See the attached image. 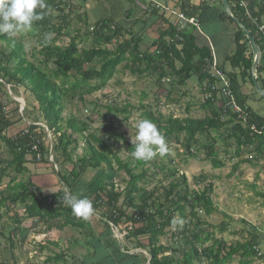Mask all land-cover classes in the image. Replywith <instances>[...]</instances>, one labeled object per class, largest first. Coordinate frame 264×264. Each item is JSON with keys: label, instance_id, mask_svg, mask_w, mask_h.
I'll use <instances>...</instances> for the list:
<instances>
[{"label": "trees", "instance_id": "1", "mask_svg": "<svg viewBox=\"0 0 264 264\" xmlns=\"http://www.w3.org/2000/svg\"><path fill=\"white\" fill-rule=\"evenodd\" d=\"M78 1L81 4L87 0ZM249 1L253 15L263 18L264 0ZM61 2L62 0H46L50 11L45 10L43 19L35 21L29 31L37 36L40 45L38 52L42 58L37 59V62L27 59L22 35L17 38L0 34V41L4 44L0 48V94L7 96V84L14 94L18 87H22L36 101L41 114V118L28 120L24 127L27 132L22 129L8 137L5 131L22 118L29 119L31 111L26 104L22 113H19V104L12 98L15 106L14 114L11 115L0 100V139L9 152L8 158L0 157V180L8 175L9 170L14 173L5 188L0 190V223L4 216L2 207H5L8 214L12 211L9 217L14 221V228L8 236L10 245L13 246V242L17 240L19 244L26 240L31 229L20 227L21 220L26 216L43 223L48 229L79 228L85 240L79 242L85 250L80 259L81 264H146L148 255L149 264H226L235 256L242 259V264H249L256 255L253 246L259 242L255 229L249 232V237L243 242L228 243L215 234V229L224 232L227 224L223 221L217 225L211 224L199 214L202 212L203 216H209L216 210L211 198L212 183L209 182L198 190L191 189L186 176L178 168L171 167L165 174V179L171 178L167 185L151 189L143 185L147 181L146 164H154L159 155L151 161H137L131 155L134 145L126 141L122 134L115 133L113 116L115 113H127L130 107L128 104L123 107L103 104L105 113L102 123L90 132L91 124L97 120L96 108L84 120L73 115L66 118L62 116L65 98L68 100L78 94L82 100L81 91L103 89L121 64L139 76L157 75L158 85L163 84L162 79L167 75L176 78L172 87L174 84L184 85L195 76L201 92L204 95L210 93L202 103V107L209 111L208 115L201 118L174 117L171 114L155 115L148 111L146 119L157 126L168 146L170 143L177 144L189 157L197 158L200 149H205V159L210 161L213 168L225 165L224 160L218 158L217 137L227 145L234 146V154L230 158H238L250 152H255L260 157L264 151V113L256 112L246 104L248 95L243 94L240 88L242 80L252 83L253 51L243 30L235 25L234 49L226 60L232 71H225L220 64L219 67L228 77L235 99L246 113L244 121L230 109L223 108V99L218 96V91L210 89L216 80L208 70L211 50L207 42L199 41L200 34L193 24L186 23L183 27L173 25L163 14H158L157 8L150 7L151 13L163 20L164 26L159 29L152 44L141 50L140 38L112 17L103 16L94 22L86 21L85 32L77 30L70 35L66 29L73 17L71 13L76 11L65 13L59 8L58 4ZM144 3L145 9H148L150 4L146 1ZM228 3L233 16L252 33L261 49V41L242 10L233 0H228ZM177 5L187 17L198 18L203 32L207 30L205 23L211 14L219 20L234 23L223 10L221 0L217 3L200 0L197 5L191 4L189 0H178ZM56 10L59 14L54 15ZM77 17L79 20H86L84 15L78 14ZM112 23L115 24L114 29L110 28ZM89 24L95 26L93 31L88 30ZM52 32L55 35L51 36ZM59 36H69L67 44L60 46L57 43ZM87 40H90L89 46L79 48L80 43ZM92 63L97 67L88 66ZM263 68L260 62L256 74ZM259 79L256 77L264 90V81ZM93 80L95 81L92 83ZM170 95L171 91L168 90L166 97L169 98ZM95 106L101 104L96 102ZM39 121L45 127L35 124ZM252 125L255 130L251 129ZM46 129L51 135V141H48ZM107 132L124 141L128 153L125 158H121L104 138L103 134ZM203 137L206 139L204 142ZM79 138L85 144L84 154L73 157ZM35 140L39 141L40 160H36L30 151V143ZM50 147L53 163L57 166L61 155L62 162L70 163L71 168L66 171L58 168L62 187L51 194L42 195L40 189L30 182L17 181V175L27 171V155L34 162L48 163ZM159 168L165 169L163 165ZM88 169H94L95 174L84 182L82 177ZM119 170L127 176L123 187L115 183ZM65 192L91 200L95 213L102 210L99 218L101 231L97 232L89 220L73 215L71 208L64 202ZM17 205L24 209L25 216L15 210ZM176 215L179 216L178 220H175ZM111 224L120 233L125 231L122 235L123 249L114 236ZM161 237H166L168 241L161 242ZM49 244L56 245V242L40 243L39 249L45 250ZM137 248L144 249L148 255L143 252L128 253ZM64 258L65 254L59 252L48 256L47 261L57 263ZM14 261L12 264H16ZM0 264L11 263L9 260H2Z\"/></svg>", "mask_w": 264, "mask_h": 264}, {"label": "rangeland", "instance_id": "2", "mask_svg": "<svg viewBox=\"0 0 264 264\" xmlns=\"http://www.w3.org/2000/svg\"><path fill=\"white\" fill-rule=\"evenodd\" d=\"M211 1L212 0H210V2ZM216 1L218 2V0ZM127 3V0H87V4L90 5V7L85 9L87 10L88 22H94L95 19L99 17L98 15L102 14L105 10L107 11L106 16L114 15L113 12L117 10L121 11L117 12V14L120 13L122 16L119 20L116 19L117 22H120L125 17V10L121 9L125 8ZM77 5L78 7L75 11L81 8L80 3ZM83 7L86 6L84 5ZM77 15H74L72 19L69 20L66 31L70 35H73L77 30H79L80 33L86 31L87 19L84 20L82 18V20H79ZM228 29L229 32L227 31ZM21 35L23 36L22 41L25 46L27 59L33 62H37V59L40 60L42 57L38 52L40 50V45L37 42V36L33 35L31 32H20L15 35V37H22ZM53 35H55L54 32L51 33V36ZM68 37L69 36L57 37V43L60 44V46L65 45L68 41ZM210 42L216 52L215 56L216 54L222 55L224 52L231 53L234 49V44L230 25H227V28L219 35L214 36ZM89 44L90 40H87L84 43H80L79 48L87 47ZM3 45L4 44L0 41V48L3 47ZM143 48L144 47H141V50H144ZM88 66L97 67L94 63ZM156 77L157 75L155 74L149 76L133 74L128 68L124 67V64H121L117 67L114 76L107 82L103 89L94 92H87L86 90L81 91L82 100H80L78 94H75L74 97L68 100L65 98L62 116L66 118L73 115L79 120H84L85 117L90 114L91 110L96 108L98 116L97 120L91 124L89 129L90 132L102 123V117L105 113V108L102 106L103 104L117 107H123L128 104L130 106L128 107V112L115 113L113 121L115 133L122 134L123 138L130 142L131 137L134 138L135 136V123L140 119H146V113L148 111H151L155 115L162 114L168 116L171 114L174 117L190 116L201 118L209 114V111L202 107L205 95L201 92L200 85L195 76H192L184 85L178 86L174 84L173 87L171 84L176 80L173 76L167 75L164 77L162 79V85L157 84ZM94 81L95 80H93L92 83ZM252 88L255 93L256 90L254 87ZM168 90L171 91L169 98L166 97V92ZM5 91L7 92V96L0 94V100L5 104L6 109L9 110V114H14L13 109L15 104L12 102L14 98H17L22 103L24 102L25 105L27 104L31 111L29 119L24 117L5 131V134L10 137L22 130L28 123V120L41 118V114L37 109L36 101L30 93L25 91L22 87H18L17 93L14 94L11 90L9 92L5 85ZM255 94L258 93L256 92ZM257 96H259V94ZM96 102L100 103L101 106L96 107ZM18 106V112L22 113V106H20V103ZM258 112L260 113L261 111ZM39 123L43 124L40 121ZM103 136L121 158H125L128 155L126 145L122 139L113 135L111 136L108 132L104 133ZM213 136L216 135L213 133ZM205 140L206 139L203 137L202 141L204 142ZM228 144H230V142ZM84 148V141L79 138L73 157L83 155ZM168 148V156H159L155 161L157 165L151 162L146 164L145 167L148 168L147 181L143 183L146 188H159L161 185H167L171 178L165 179V174H167V171L171 167H176L179 169L180 173L186 176L188 186L191 189L198 190L203 188L205 184L209 182L212 183L213 191L211 193V198L216 210L209 216H203L202 212H199V214L211 224L217 225L222 221L227 224L224 232L215 229L217 238H223L228 243L236 241L243 242L249 237V232L252 231L253 228L256 233L259 232L258 228L261 229L264 224V158L246 161L245 154L238 158H230L234 154V146L231 144L227 145L220 137L216 138V148L218 151V158L225 162V165L220 168H213L210 161L205 159V149H200L197 158H191L184 154L182 149L175 143H170ZM0 157H9L7 147L1 139ZM62 161L63 158L59 155L57 168H60L61 171L69 170L71 164L68 162L63 163L64 161ZM160 165H163L165 169H160ZM37 167L43 172L40 181L44 183L41 184L44 191H47L46 188L50 186L51 190L54 192L57 191L55 190L57 186L52 187V185L56 183H59L58 187H62L57 172L58 169H56L54 163L49 160L48 163H39ZM94 174V169H88L83 174L82 181L87 182ZM12 175H14V173L9 170L8 175L2 177L0 180V190L5 188ZM29 176L30 174L26 172L17 175V181L26 182L29 180ZM126 178V174L122 170H119L115 183L119 187H123ZM40 181H37V183L40 184ZM48 192L49 191H47V193ZM258 193L263 195H259ZM15 210L21 216L24 215V209L20 205H17ZM1 212L4 213V216L0 223L3 225V227L0 225V261L9 260L11 264L14 260L16 264H81L80 259L84 256L85 250L80 246L79 242L85 240L79 228L74 229L65 227L63 229H48L43 223H39L37 220H33L24 215L25 218L21 220L20 227L23 229L29 228V230H31L22 244H19L17 240L14 241L13 246H11L8 236L10 230L14 228V221L9 217L12 215V211L8 214L5 207H2ZM101 213L102 210H99L89 219L97 232L102 230V224L99 222ZM178 219L179 216L176 215L175 220ZM46 241L56 242V245L49 244L47 245V249L40 250L39 244H45ZM167 241L166 237H161V242L165 243ZM261 248L264 250V240L261 241ZM59 252L65 254L63 260L57 263L47 261L48 256H54V254H58ZM138 252H143L147 255L144 249H140ZM226 264H240L239 256L233 257V259Z\"/></svg>", "mask_w": 264, "mask_h": 264}, {"label": "crops", "instance_id": "3", "mask_svg": "<svg viewBox=\"0 0 264 264\" xmlns=\"http://www.w3.org/2000/svg\"><path fill=\"white\" fill-rule=\"evenodd\" d=\"M127 1L128 3L126 7L121 9V10H125V15H124L125 17L119 23H121L126 30H129V29L132 30V32L135 33L140 38V48L144 47L143 49L145 50L149 47L150 44H152L155 38H157L159 29H162L164 26L163 20H161L156 15L152 14L151 11H149L148 9H145L144 1L146 0L144 1L143 0H127ZM158 1L166 3L170 8H173L176 11L180 10L179 6L177 5L178 0H163V1L158 0ZM212 1L217 3L216 0H212ZM189 2L191 4L197 5L199 4L200 0H189ZM249 4H250V1H249ZM84 5L86 7H83ZM80 7H81V10L83 11L82 15H84L87 21H89L88 16H87V10L85 9H87V7H90V5L87 4V1H85L84 3L82 2L80 4ZM117 12H121V11L117 10L116 12H113L114 15L106 16L107 11L105 10L102 12V14H99L98 16L100 18L103 16L112 17L116 21V19L119 20V18L122 16L120 15V13L117 14ZM158 12H159L158 14L160 15L163 14V17L166 18L170 23L176 21L175 14H169V13L165 14V13L160 12L159 10ZM263 18H264V15H263ZM205 25L207 29L205 30V32H203L201 29L200 31L198 30L200 34V37H199L200 42H203V43L207 42L208 44L209 43L211 44L210 40H212L214 36L219 35L224 29H226L227 25H230L231 27V33H232V38H233V33L235 31V24L230 22L229 20H222V19L219 20L217 19V17L212 16L211 14L206 19ZM183 26L184 24L181 23V27ZM227 31L229 32V29ZM213 50H214V47H213ZM213 52L214 54L216 53L215 51ZM231 53L224 52L222 55L216 54V60L218 62V65L220 64V66L223 67L225 71H232L229 61H226L227 56H229ZM236 71L238 72L237 69ZM256 77H259L260 78L259 80L264 81V68L258 74H256V71H255V78ZM252 87H253V84L250 83L248 80L245 79L241 81V84H240L241 92L245 95H248V100L246 104L250 106L256 112L261 111L260 113H264V99H260V97L257 96L258 94H255L253 92ZM26 160H27L25 163V167L27 168L26 173L30 174L29 180L26 182H30L31 185L39 188L42 195H48V194L53 193L54 191L51 190L50 188L51 186L46 188V190L49 191L48 193L47 191H44L42 189L43 187L41 186V184H44V183H42L40 180L42 178L43 172H41L40 168L37 167L39 166V162H34L32 158L30 157V155L26 156ZM37 181H40L41 183L38 184ZM55 186H57L56 187L57 189L55 190H58L60 188L58 187L59 183L52 185V187H55ZM258 231L259 232L257 234L259 236V242L257 245H259V247L261 248V241L264 240V224L262 225L261 229L258 228ZM239 261H240V264H242V259L240 257H239ZM249 264H256V260L253 259Z\"/></svg>", "mask_w": 264, "mask_h": 264}, {"label": "clouds", "instance_id": "4", "mask_svg": "<svg viewBox=\"0 0 264 264\" xmlns=\"http://www.w3.org/2000/svg\"><path fill=\"white\" fill-rule=\"evenodd\" d=\"M45 10L50 11L46 0H0V34L13 37L20 32L31 31L34 22L43 19ZM135 130V136L130 140L134 145L133 159L147 162L158 155L164 157L169 154L164 136L152 121L138 120ZM64 202L74 216L85 221L95 214L91 200L86 197L65 192Z\"/></svg>", "mask_w": 264, "mask_h": 264}, {"label": "built area", "instance_id": "5", "mask_svg": "<svg viewBox=\"0 0 264 264\" xmlns=\"http://www.w3.org/2000/svg\"><path fill=\"white\" fill-rule=\"evenodd\" d=\"M238 7L242 10L243 15L248 19V21L250 22V25L252 26V28L254 29L258 39L261 41V49H259V63L261 62V64H263L264 66V18H260L257 16L253 15L251 6L249 4V0H233ZM146 2L149 5L148 10L150 11V7H155L157 8L160 12L165 13V14H175L176 15V21L171 22V24L173 25H181V23H183L184 25L186 23H190L193 24L194 26H196V28L200 31V25H199V21L198 18L195 16H191V17H187L184 13L181 12V10H174L173 8H170L166 3L160 2L158 0H146ZM79 1L78 0H62L61 3H59V8L63 9L65 13L70 14L71 10H76V8L78 7ZM74 7V8H73ZM73 8V9H71ZM76 13L82 15L83 11L78 10L76 12L71 13V17L74 16ZM59 14V11L56 10L54 12V15ZM88 30L89 31H93L95 26L92 24L88 25ZM115 24L112 23L110 25L111 29H114ZM170 40V39H168ZM172 40V39H171ZM68 42V41H67ZM67 44V43H66ZM209 48L211 50V61L209 64V72L211 74V76H213L214 78H216L215 82L210 86L211 90H217L218 91V96L221 97L223 99L221 105L223 106V108H228L230 109L233 113L237 114L238 118L242 121L245 120L246 117V113L244 112V110H242V108L239 106V104L237 103L235 96L232 92V89L230 87V81L228 79V77L225 75V73L221 70V68L218 65V62L216 60V56L214 54V50L212 45L209 43ZM210 93H207L205 95V97H209ZM36 125H41L44 126L43 124L37 122L35 123ZM45 127V126H44ZM251 129L255 130V127L252 125ZM23 130L25 132H27L26 129L23 128ZM47 132V137H49V141H51V137L49 134V131L46 129ZM38 140H35V142L30 143V151L32 152V154H34L36 160H40L41 158V153H39L38 150ZM249 149H252L251 147ZM49 160L53 163V158H52V154H50L49 151ZM245 158L250 159V160H257V159H262L264 158V151L262 153V156L258 157L256 155L255 152H250L245 154ZM55 165V164H54ZM56 169L57 166L55 165ZM125 233V231H123L122 235ZM253 249L256 253L254 259L256 260V264H264V251L259 247V245H254Z\"/></svg>", "mask_w": 264, "mask_h": 264}, {"label": "water", "instance_id": "6", "mask_svg": "<svg viewBox=\"0 0 264 264\" xmlns=\"http://www.w3.org/2000/svg\"><path fill=\"white\" fill-rule=\"evenodd\" d=\"M221 1H222V7H223V10L225 11V13L232 18V20L236 26H238L240 29L243 30L247 39L249 40V43L251 44V48L253 51V62L251 65L252 84H253V87L256 90V92L259 94V96H261L264 99V90L259 86V84L255 78V71H256L257 65L259 63V49H258L256 40H255L254 36L252 35V33L237 18H235L233 16L231 9L229 7L228 0H221ZM6 87H7V90L10 92V87L8 84L6 85ZM14 100H16L18 102V104L20 103V106H22L21 111H23L24 106H25L24 103H22L17 98H14ZM51 151H52V148L50 147V154H52ZM111 229H112L114 236L116 237L121 249H123L121 233L118 231L117 227L112 225V224H111ZM139 250L140 249L129 250L128 253L134 254V253L138 252ZM145 252L147 253V251H145ZM147 255H148V253H147ZM149 261H150V256L148 255L147 264H149Z\"/></svg>", "mask_w": 264, "mask_h": 264}]
</instances>
